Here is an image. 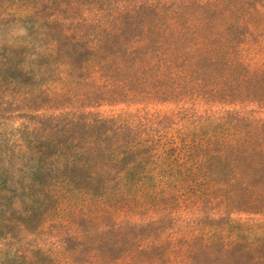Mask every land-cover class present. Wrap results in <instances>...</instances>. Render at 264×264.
<instances>
[{"label": "rangeland", "instance_id": "obj_1", "mask_svg": "<svg viewBox=\"0 0 264 264\" xmlns=\"http://www.w3.org/2000/svg\"><path fill=\"white\" fill-rule=\"evenodd\" d=\"M261 14L264 0H0V264H85L92 252L101 259L149 257L156 237L171 225L169 216L136 211L81 222L63 233L48 222L58 206L36 191L34 175L56 169L64 157L48 149L57 145L72 144L70 160L78 153L99 167L82 143L80 125L91 116L126 119L152 108L165 115L173 137L186 134L188 105L175 103L186 87L226 105L225 115L245 135L229 154L235 168L227 162L220 170L223 186L201 221L234 227L239 219H264ZM142 19L147 31L137 27ZM239 26L248 27L244 36ZM152 31L179 44L170 59L189 86L169 89V96L160 95L168 102L155 107L145 96L78 95L76 85L91 73L92 62L105 73L109 57H135L133 41ZM242 42L255 49L253 64L241 57ZM262 235L240 233V243L215 246L214 252L227 264H260L264 247L254 251L247 239Z\"/></svg>", "mask_w": 264, "mask_h": 264}, {"label": "trees", "instance_id": "obj_2", "mask_svg": "<svg viewBox=\"0 0 264 264\" xmlns=\"http://www.w3.org/2000/svg\"><path fill=\"white\" fill-rule=\"evenodd\" d=\"M135 11L143 17L141 11ZM141 22L137 27L147 31L144 19ZM258 22L264 31V14ZM239 28L243 34L248 27ZM133 42L137 55L128 59L109 57L105 73L92 62L91 73L76 85L78 95L102 100L121 93L145 96L155 107L168 102L160 101V95L169 96V89L180 83L191 84L176 61L170 59L178 43L154 31L141 32ZM241 46V57L253 64L255 49H245L243 42ZM194 90L186 87V95L175 102L176 106L179 102L188 105L184 111L187 120L182 124L186 134L180 132L173 137V127L167 125L165 115L163 118L160 111L149 108L126 119L91 116L80 125L84 150L99 159L98 168L97 163L78 153L70 160L67 156L72 144L48 149L64 158L56 162L54 171L48 168L34 178L38 182L36 191L58 206L56 216L50 215L47 220L56 222L59 231L69 232L81 222L116 220L143 210L152 215L161 212L171 220L154 240L155 251L149 257L126 253L101 259L92 252L86 255L85 264H227L215 254L214 247L240 243V233L253 231L263 235L248 238V246L263 251L262 217L236 220L234 227L201 221L202 215L211 214L209 206L216 200L215 190L223 186L220 170L227 162L232 170L235 168L229 154L245 135L225 115L226 105ZM89 132L99 140L88 136ZM262 259L260 255L258 260L264 263Z\"/></svg>", "mask_w": 264, "mask_h": 264}]
</instances>
